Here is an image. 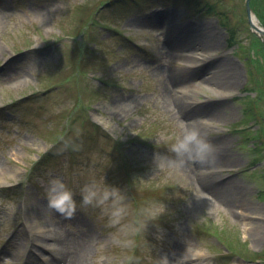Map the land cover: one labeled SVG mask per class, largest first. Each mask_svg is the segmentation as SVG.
<instances>
[{"label":"rangeland","instance_id":"obj_1","mask_svg":"<svg viewBox=\"0 0 264 264\" xmlns=\"http://www.w3.org/2000/svg\"><path fill=\"white\" fill-rule=\"evenodd\" d=\"M111 1L0 0V264H264V167L253 165L264 139L255 152L248 138L258 121L264 128V91L255 117L243 112L251 100L236 98L248 83L264 86L246 0ZM92 15L116 28L85 27ZM177 33L207 55L182 60ZM208 79L228 86L221 105ZM191 128L214 145V162L172 151ZM54 178L75 194L70 219L48 207ZM92 181L127 196L128 221L149 206L156 214L131 247L116 242L104 207L82 205ZM241 241L258 260L237 255H253Z\"/></svg>","mask_w":264,"mask_h":264},{"label":"clouds","instance_id":"obj_2","mask_svg":"<svg viewBox=\"0 0 264 264\" xmlns=\"http://www.w3.org/2000/svg\"><path fill=\"white\" fill-rule=\"evenodd\" d=\"M172 151L178 157L195 158L201 163H211L215 159L214 145L195 128L186 129L177 138ZM74 197V192L59 178H54L49 182L48 207L69 219L74 217L77 211V202ZM81 203L84 206L104 207L107 210L110 225L118 229L116 242L122 247H131L133 244L131 237L146 227V221L154 219L156 215L149 206L137 210V218L128 221L131 207L127 196L119 188L108 186L104 181L101 183L92 181L86 184L81 189Z\"/></svg>","mask_w":264,"mask_h":264},{"label":"bare ground","instance_id":"obj_3","mask_svg":"<svg viewBox=\"0 0 264 264\" xmlns=\"http://www.w3.org/2000/svg\"><path fill=\"white\" fill-rule=\"evenodd\" d=\"M252 14V22L254 23V25H258V26H260V23H259V21H258V19H257V17L254 15V13L252 12L251 13ZM251 22V23H252ZM224 26H225V23H224ZM226 27V26H225ZM198 28H201V30L199 31V32H201V34H203V35H206V36H210V31H209V29L206 27V24H205V22L204 21H200L199 23H198ZM230 32V31H229ZM189 39V37L188 36H183V37H181L180 36V34H179V40L178 41H176L177 43V46L179 47V48H176L175 50H177V51H175L174 53H177V54H179V52L181 53V51H183L184 53V55L186 56V57H188V58H191V56H192V54H194V52H196V53H199V52H197L196 50H192L191 48L190 49H188L189 48V42L187 41ZM232 47H234L233 45H231ZM181 47V48H180ZM234 52H235V48H234ZM199 54H204V55H207V54H205V53H203V52H200ZM198 54V56L200 57V55ZM201 58V57H200ZM196 59V58H195ZM192 61V60H191ZM218 70V69H217ZM220 73H222L221 72V70H218ZM202 83H204V82H202ZM204 85H206V87L209 89V91H211V93H212V96H210V99H219V100H222V99H224L225 97H226V95H227V93L229 92V91H226V89H227V85L226 84H224V82H222V81H218V80H210V79H208L207 80V82H205L204 83ZM175 88H173L172 90H174ZM191 91L193 92V94H194V97H190L191 99H192V101H190L194 106H196V104H198L200 101H202V99L198 96L199 95V85L198 84H196V83H193L192 84V89H191ZM199 121L202 123V124H208L207 126H209V122L211 121V118H209V117H202V118H199ZM202 124H198L197 125V128H199V129H201L202 128ZM204 127H206V126H204ZM212 167V166H211ZM33 229H35V228H33ZM42 233H44L43 231H42ZM51 235V234H50ZM49 238L51 237V236H48ZM46 242H48V241H46ZM50 242V241H49ZM82 244H83V240H82V242L79 244V247H78V250L76 249V251H77V253H79L80 252V250H81V247H82ZM189 254H185V256H188ZM183 259H184V257H183Z\"/></svg>","mask_w":264,"mask_h":264},{"label":"water","instance_id":"obj_4","mask_svg":"<svg viewBox=\"0 0 264 264\" xmlns=\"http://www.w3.org/2000/svg\"><path fill=\"white\" fill-rule=\"evenodd\" d=\"M249 1L250 0H247V9H248L249 16H250L251 9H250V5H249ZM251 24H252V26L256 27L253 23H251Z\"/></svg>","mask_w":264,"mask_h":264},{"label":"trees","instance_id":"obj_5","mask_svg":"<svg viewBox=\"0 0 264 264\" xmlns=\"http://www.w3.org/2000/svg\"><path fill=\"white\" fill-rule=\"evenodd\" d=\"M259 2V0H256V3H258ZM260 42V41H259ZM261 43V42H260ZM259 44V43H258ZM260 45V44H259ZM261 45H262V43H261ZM262 47H263V50H264V46L262 45Z\"/></svg>","mask_w":264,"mask_h":264}]
</instances>
